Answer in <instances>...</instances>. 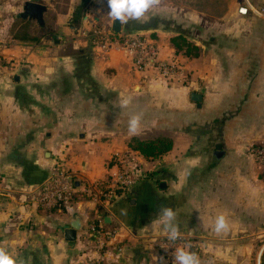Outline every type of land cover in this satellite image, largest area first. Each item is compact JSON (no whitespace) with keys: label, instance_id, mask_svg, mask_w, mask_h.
Returning <instances> with one entry per match:
<instances>
[{"label":"crops","instance_id":"1","mask_svg":"<svg viewBox=\"0 0 264 264\" xmlns=\"http://www.w3.org/2000/svg\"><path fill=\"white\" fill-rule=\"evenodd\" d=\"M28 2L46 8L42 23L33 22L41 35L28 30L37 43L13 38L22 27L26 32L28 23H32L29 18L22 22V11ZM73 3L77 8L70 11L64 30L74 31L75 35L71 37L70 33L67 39H60L45 33L59 29L60 22L57 18L55 24L47 22L44 0H0V247L7 248L23 264H79L89 258L102 259L106 264H172V258L158 248L159 241L166 238L158 222L165 207L176 213L180 235H189L194 243L190 250L199 259L204 251L211 253L206 252L210 248L213 253H218L219 248L229 249L234 238L261 237L264 227L261 229L258 223H264V214L259 213L254 220L258 224L254 231L246 232V226L240 231L241 222L246 224L251 210L247 212L234 198L221 204L218 197L223 192L217 185L210 199L206 193L200 198V190L188 185L189 172L203 168L201 162L199 166L196 162L202 152L192 149L193 141L186 136L171 138V113L189 104L199 110L191 94L202 93L192 91L188 84L167 82L152 69L136 70L130 56L121 49L106 57L92 44L94 30L112 31L113 23L103 19L104 10L101 16L97 11L96 6L102 3ZM72 17L74 22L70 21ZM154 17L157 16H153V23L142 22L128 30L124 23L120 34L129 30L160 32L163 27ZM164 24L168 29L175 27L168 21ZM159 45L161 59L173 60L175 50L170 41L160 40ZM17 65V71L12 69ZM129 95L132 102L122 109L120 99ZM138 113L142 114L140 126L130 134L128 118ZM154 130L160 132L153 135ZM157 138L171 139L172 150L155 160L144 158L139 183L120 192L113 203L97 205L92 196L95 184L116 172L114 157L135 152L129 147L133 139ZM197 140L201 137L196 136ZM214 140V136L207 139ZM221 153L215 156L214 151L211 157L207 154L212 171L236 173L237 163L232 159L243 155L242 170L249 174L246 152H236L238 156L233 151ZM60 162L72 176L76 200L66 207L41 208L35 198ZM228 184L235 189L236 184ZM84 190L90 191L87 194ZM221 212L226 214L230 229L217 234L211 225ZM234 212L241 217L236 220ZM77 217L83 229L75 242H66L64 229ZM93 223L115 234L106 248L89 233L88 226ZM205 240L211 241L210 248L204 249L209 242ZM263 250L264 247L261 253Z\"/></svg>","mask_w":264,"mask_h":264},{"label":"rangeland","instance_id":"2","mask_svg":"<svg viewBox=\"0 0 264 264\" xmlns=\"http://www.w3.org/2000/svg\"><path fill=\"white\" fill-rule=\"evenodd\" d=\"M54 1L55 4L52 0H44L48 7L45 18L49 24H55L57 18L60 28L46 30L45 33L60 39H67L71 33L72 37L75 32L64 30V24L70 11L77 7L73 6V0ZM100 3L102 5L96 6L97 11L100 13L104 10L103 19L110 20L106 0H100ZM241 10H246V13H241ZM153 16H157L154 18L163 27L160 32L129 30L125 34H141L150 39L157 46L160 61L176 66L173 82L176 85L188 84L192 91L203 94L199 110L194 104H189L188 108L173 109L171 113V138L186 136L193 141L192 149L198 148L202 152L196 162L198 166L201 162L203 168L189 172V187L200 190V198H204L206 193L210 199L212 188L217 185L223 192L218 197L221 204H226L228 198H234L247 212L251 210L246 224L241 222L240 231H244L243 226H246V232L254 231L258 224L262 229L264 223L256 225L254 220L259 213L264 214V0H155L154 6L144 17L139 21H128L124 24L125 29L140 26L142 22L153 23ZM73 17L72 22L75 20ZM172 18L176 20L172 22ZM167 21L176 28L168 29L164 24ZM33 22L36 21L28 23V30L31 28L35 35H41ZM179 35L186 38L197 51L187 54L184 48L180 53L174 51L171 61L161 59L159 41L169 40L171 44V40ZM18 67L12 69L17 71ZM161 122V119H157V123ZM165 127L167 134L168 127ZM154 131L153 135L160 132ZM196 136H200L201 140L196 142ZM212 136L214 142L207 141ZM216 145L221 147V151L246 152L245 166L246 169L250 167L249 174L242 170L244 161L240 157L243 155L232 159L237 163L236 173L226 170L223 174H217L212 171L206 157L207 154L211 157ZM137 159L141 167L144 158L138 155ZM60 165L64 167L62 162ZM228 183L236 184L235 189L232 190ZM236 215V220L241 217ZM249 221H252L251 224ZM205 241L209 242L204 244V249L210 248L208 243L211 241ZM229 243L232 248H219L218 253H213V248L206 251L211 253L204 251L200 264H264V250L261 253L264 231L261 237L234 238Z\"/></svg>","mask_w":264,"mask_h":264},{"label":"built area","instance_id":"3","mask_svg":"<svg viewBox=\"0 0 264 264\" xmlns=\"http://www.w3.org/2000/svg\"><path fill=\"white\" fill-rule=\"evenodd\" d=\"M246 10H241V13ZM92 44L103 51L106 57L115 49L125 51L132 60L134 68L138 71L154 70L160 78L169 82L175 80L176 66L173 63L160 61L157 46L144 35L119 34L113 36V31L109 29H96L92 34ZM138 154L128 152L122 155H116L112 162L116 165V172L108 180L97 182L95 184L96 192L92 194L95 202L100 207L113 203L120 192H125L135 187L141 180L140 166L138 164ZM90 190H84V193ZM76 197V190L71 174L59 164L54 169L51 177L45 182L35 201L39 207L52 209L66 207L70 205ZM89 233L100 239V245L107 247V242L115 239V234L106 232L103 226L99 224H90ZM193 241L189 235H180V239L175 242L163 238L159 241V250L172 257L171 252L175 247H185L191 249ZM79 264H106L102 259L89 258Z\"/></svg>","mask_w":264,"mask_h":264},{"label":"clouds","instance_id":"4","mask_svg":"<svg viewBox=\"0 0 264 264\" xmlns=\"http://www.w3.org/2000/svg\"><path fill=\"white\" fill-rule=\"evenodd\" d=\"M107 14L111 23L119 21L121 24L128 21H139L151 9L155 0H106ZM132 102V96L122 97L120 107L123 109ZM142 114L130 115L127 121V130L130 134H135L140 126ZM176 213L170 207L162 208L158 215V222L162 225L166 233V239L175 242L180 239V230L175 223ZM212 230L217 233H226L230 229V222L225 213L217 214L211 225ZM152 230L156 228V222L151 225ZM172 264H200L197 254L185 247H175L172 249ZM0 264H23V262L13 255L7 248L0 247Z\"/></svg>","mask_w":264,"mask_h":264},{"label":"trees","instance_id":"5","mask_svg":"<svg viewBox=\"0 0 264 264\" xmlns=\"http://www.w3.org/2000/svg\"><path fill=\"white\" fill-rule=\"evenodd\" d=\"M23 18V17H22ZM28 18H23L22 22H24ZM21 28V30H18L16 34L14 35V39L17 41H24L28 43H37L38 39L33 38L29 32L28 27ZM113 36L116 38L118 37L117 34L113 33ZM171 45L173 49L176 51V53H180L181 50L184 48L187 49L186 53L188 54L194 51H197V48H194L191 44H189L182 35L177 36L176 38H173L171 40ZM130 149L137 152L138 155L142 156L146 159L155 160L158 159L167 153H169L173 148V142L169 138H157L153 140H140V139H133L129 143ZM97 225V223H94Z\"/></svg>","mask_w":264,"mask_h":264},{"label":"water","instance_id":"6","mask_svg":"<svg viewBox=\"0 0 264 264\" xmlns=\"http://www.w3.org/2000/svg\"><path fill=\"white\" fill-rule=\"evenodd\" d=\"M46 11V8L39 3L28 2L25 5L24 13L21 15L23 18H29L32 20H36L39 23L43 21V15ZM122 30V24L117 20L112 24V31L114 34H120ZM56 38V37H55ZM191 100L197 104V107H201V103L203 101V95L199 93H192ZM221 147L218 145L217 150H220ZM163 186V184H162ZM82 223L80 218H75L71 221L70 227L64 229L65 241L69 243H73L77 240L78 232L82 231Z\"/></svg>","mask_w":264,"mask_h":264},{"label":"flooded vegetation","instance_id":"7","mask_svg":"<svg viewBox=\"0 0 264 264\" xmlns=\"http://www.w3.org/2000/svg\"><path fill=\"white\" fill-rule=\"evenodd\" d=\"M222 153H221V149L220 150H217V146L215 147V156H221Z\"/></svg>","mask_w":264,"mask_h":264}]
</instances>
